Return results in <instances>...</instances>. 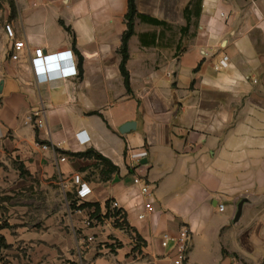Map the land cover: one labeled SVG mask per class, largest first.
<instances>
[{
    "label": "crops",
    "instance_id": "0c3cea01",
    "mask_svg": "<svg viewBox=\"0 0 264 264\" xmlns=\"http://www.w3.org/2000/svg\"><path fill=\"white\" fill-rule=\"evenodd\" d=\"M190 2L137 0L139 14L165 25L135 20L129 90L121 71L129 0H0V225H8L0 234L9 264H172L176 246H163V235L183 228L186 264H232L244 236V221L233 223L238 202L264 206V0H202L181 32ZM7 26L27 44L16 61ZM40 48L72 51L78 76L38 80ZM88 151L118 169L109 181ZM137 176L153 193L144 220L149 200ZM76 177L91 189L83 201Z\"/></svg>",
    "mask_w": 264,
    "mask_h": 264
},
{
    "label": "built area",
    "instance_id": "2783aa9c",
    "mask_svg": "<svg viewBox=\"0 0 264 264\" xmlns=\"http://www.w3.org/2000/svg\"><path fill=\"white\" fill-rule=\"evenodd\" d=\"M221 16L224 17V14H221ZM6 32L10 40V57L12 60H15V61L19 60L20 53L24 51L25 49H27V44L24 41L15 40V33L10 26L6 27ZM71 54H72V51L59 53V54L46 55L44 50L41 48L35 50L34 51L35 57L32 59V66H33V70H34V73L37 79L43 82H55L59 80V79L54 78V76H51V77L47 76L46 67L50 71L54 72L55 70H53V68L51 67L56 65V68H58L61 61H66L67 65L69 66L64 67L63 74H60L61 77L59 78L65 79L68 77L78 76L79 71H78L77 65L76 64L71 65V56H72ZM228 65L229 64L227 60L224 59L221 62V64L216 67V69L220 71L228 67ZM255 83H257V81H255ZM42 126L43 124L39 123V127H42ZM3 137H4L3 126L0 122V139H2ZM38 146L41 147L43 150L50 149V146L48 145L38 144ZM140 157H143V156L140 155ZM136 158H139V157L136 156ZM62 161H65V159H62ZM75 181L79 185L78 197L80 200L83 201L91 193V189L89 188L87 184L82 182L79 177H76ZM134 183L141 187L142 194L145 197H147L149 200L145 204L146 213L139 215V220H144L146 219L147 214H149L153 210L152 202L150 201L151 198L153 197V193L151 192L149 185L145 184L142 178H140L139 176L135 178ZM112 207L116 210H120V206L118 202H113ZM224 209H225L224 206L221 205L220 211H224ZM122 216H123V213L120 214V217ZM133 239L134 241H137L136 235L133 236ZM89 240L93 241L92 238H90ZM170 242H174L176 246V256L172 260V264H186L188 260V254H189L190 243H191L190 231L187 228H183L177 237H172L169 234H164L163 240H162L163 246H167ZM232 264H243V263L239 261L237 258L233 257Z\"/></svg>",
    "mask_w": 264,
    "mask_h": 264
},
{
    "label": "trees",
    "instance_id": "16d2710c",
    "mask_svg": "<svg viewBox=\"0 0 264 264\" xmlns=\"http://www.w3.org/2000/svg\"><path fill=\"white\" fill-rule=\"evenodd\" d=\"M201 3L202 0H191L189 5L184 9L183 15L186 20V26L181 28V32H186L190 29V27L193 25L194 19L196 20L200 15V9H201ZM136 19H140L143 22L149 23L154 26H161L165 25L164 22H161L157 19L150 18L144 15L139 14L137 9V0H129V11L127 14V21L129 25V29L127 33L123 37V45L121 49V54L123 56V62L121 65V71L122 75L125 79V84L127 88L130 90V78L129 74L126 70V63L129 58V40L134 35V22ZM94 156L103 166L104 170L102 172L103 178H105L104 181H109L108 174L112 172H117L118 169L106 158L101 156L100 154L94 152V151H88L84 154V156ZM8 227L7 224L0 225V231L1 229H4ZM11 249V245L7 243V240L3 235L0 234V264H9L7 260L4 258V252Z\"/></svg>",
    "mask_w": 264,
    "mask_h": 264
},
{
    "label": "rangeland",
    "instance_id": "374dc122",
    "mask_svg": "<svg viewBox=\"0 0 264 264\" xmlns=\"http://www.w3.org/2000/svg\"><path fill=\"white\" fill-rule=\"evenodd\" d=\"M250 201L239 224L240 226L244 221L242 227L244 236L239 240V248L232 257L243 264H264V206H260L254 200Z\"/></svg>",
    "mask_w": 264,
    "mask_h": 264
},
{
    "label": "water",
    "instance_id": "95a60500",
    "mask_svg": "<svg viewBox=\"0 0 264 264\" xmlns=\"http://www.w3.org/2000/svg\"><path fill=\"white\" fill-rule=\"evenodd\" d=\"M51 68H53V70L57 71L56 65L52 66ZM131 127L134 128V124L126 125L124 129H121V132H124L125 130L130 129ZM250 202L251 201L248 198H243L242 200H240L238 202L237 207H236V212H235V215L233 218V223L235 225H238L241 223L243 215H244V209L247 205L250 204Z\"/></svg>",
    "mask_w": 264,
    "mask_h": 264
},
{
    "label": "clouds",
    "instance_id": "9594fccd",
    "mask_svg": "<svg viewBox=\"0 0 264 264\" xmlns=\"http://www.w3.org/2000/svg\"><path fill=\"white\" fill-rule=\"evenodd\" d=\"M71 55H72V56H71V58H72V57H73V54H71ZM57 69H60L59 72H58V70L52 72V71H50V70L46 67V74H47V76L51 77V76H53V75H55V74H57V73L63 74L64 66H62L61 63L59 64V67H58Z\"/></svg>",
    "mask_w": 264,
    "mask_h": 264
}]
</instances>
